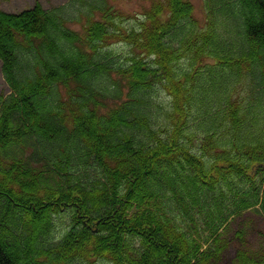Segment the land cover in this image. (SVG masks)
<instances>
[{"label":"trees","instance_id":"1","mask_svg":"<svg viewBox=\"0 0 264 264\" xmlns=\"http://www.w3.org/2000/svg\"><path fill=\"white\" fill-rule=\"evenodd\" d=\"M69 1L0 8V264H211L264 215V0Z\"/></svg>","mask_w":264,"mask_h":264},{"label":"rangeland","instance_id":"2","mask_svg":"<svg viewBox=\"0 0 264 264\" xmlns=\"http://www.w3.org/2000/svg\"><path fill=\"white\" fill-rule=\"evenodd\" d=\"M196 8V15L201 19L203 17L202 4L203 0H190ZM36 2H40L45 9H51L56 6L68 5L69 0H0V8L6 12L17 13L25 9L31 8ZM122 6L132 12L139 10L141 0H125L120 2ZM117 53H127V47L123 44L113 45L111 48ZM10 88L2 74V63L0 61V94L8 95ZM162 102H167L164 97ZM170 102V101H169ZM65 226V224H63ZM224 244L226 248L221 253L219 258L211 264H234L237 256V249L239 247L236 233L238 231H246L247 240L254 248H264V215L256 212V210H249L240 214L230 220L228 225L223 229ZM97 264H108L106 262H99Z\"/></svg>","mask_w":264,"mask_h":264}]
</instances>
